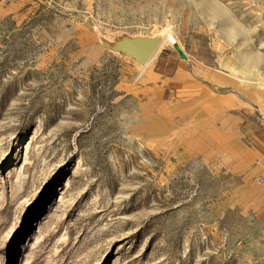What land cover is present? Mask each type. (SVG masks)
I'll use <instances>...</instances> for the list:
<instances>
[{
	"label": "rangeland",
	"instance_id": "rangeland-1",
	"mask_svg": "<svg viewBox=\"0 0 264 264\" xmlns=\"http://www.w3.org/2000/svg\"><path fill=\"white\" fill-rule=\"evenodd\" d=\"M260 122L264 0H0V264H264Z\"/></svg>",
	"mask_w": 264,
	"mask_h": 264
},
{
	"label": "crops",
	"instance_id": "crops-1",
	"mask_svg": "<svg viewBox=\"0 0 264 264\" xmlns=\"http://www.w3.org/2000/svg\"><path fill=\"white\" fill-rule=\"evenodd\" d=\"M244 118H253L251 117H244ZM257 118V117H255ZM252 139H254V150L256 155L258 156L259 160L264 165V122H260L259 125L256 126L255 131H250L248 134Z\"/></svg>",
	"mask_w": 264,
	"mask_h": 264
},
{
	"label": "bare ground",
	"instance_id": "bare-ground-1",
	"mask_svg": "<svg viewBox=\"0 0 264 264\" xmlns=\"http://www.w3.org/2000/svg\"><path fill=\"white\" fill-rule=\"evenodd\" d=\"M161 34V33H160ZM159 35V34H158ZM161 36V35H160ZM154 39V38H153ZM158 40V39H157ZM157 40H156V42H157ZM164 41H168L170 44H172V45H176L177 44V40H176V38L171 34V33H168L167 35H162V39H161V41H158V43L159 44H157V47L156 48H154L155 49V52H156V50L157 49H159L160 47H161V45L164 43ZM152 42H154V40H152ZM155 43V42H154ZM142 45H144V44H142ZM156 45V44H155ZM145 46V45H144ZM146 49V48H145ZM141 50V49H140ZM142 50H143V48H142ZM148 50V49H147ZM147 50H144L143 52H142V56H144V57H142V58H145L146 57V59L148 58L147 57ZM148 55H150V54H148ZM149 58L151 59L152 58V56L150 57L149 56ZM149 59V60H150ZM148 60V61H149Z\"/></svg>",
	"mask_w": 264,
	"mask_h": 264
},
{
	"label": "built area",
	"instance_id": "built-area-1",
	"mask_svg": "<svg viewBox=\"0 0 264 264\" xmlns=\"http://www.w3.org/2000/svg\"><path fill=\"white\" fill-rule=\"evenodd\" d=\"M257 181H258L260 184H264V171H263V173L257 178Z\"/></svg>",
	"mask_w": 264,
	"mask_h": 264
}]
</instances>
